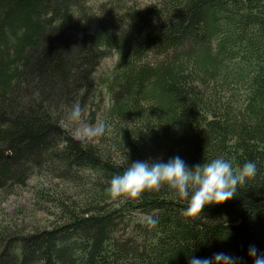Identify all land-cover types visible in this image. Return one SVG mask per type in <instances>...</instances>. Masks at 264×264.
Here are the masks:
<instances>
[{
  "label": "trees",
  "instance_id": "1",
  "mask_svg": "<svg viewBox=\"0 0 264 264\" xmlns=\"http://www.w3.org/2000/svg\"><path fill=\"white\" fill-rule=\"evenodd\" d=\"M76 102L83 121L108 128L95 143L71 132ZM176 156L189 168L251 161L257 174L193 218L166 185L138 199L106 191L127 163ZM34 173L57 180L37 190L55 220L1 225L0 264H189L216 253L254 264L249 247L264 252V0H0V191Z\"/></svg>",
  "mask_w": 264,
  "mask_h": 264
},
{
  "label": "clouds",
  "instance_id": "2",
  "mask_svg": "<svg viewBox=\"0 0 264 264\" xmlns=\"http://www.w3.org/2000/svg\"><path fill=\"white\" fill-rule=\"evenodd\" d=\"M67 121L73 127L74 138L85 143H95L106 135L108 128L104 122L95 125L83 121V110L79 102L68 111ZM257 174L255 163L246 162L235 170L230 161L223 157L189 168L185 161L176 156L166 163L156 161H135L127 163L122 174H116L108 181L106 191L111 199H138L146 191L158 192L167 186L183 200L187 208L182 212L186 218H193L203 212L208 205L223 204L236 196L237 187ZM144 223L155 228L158 220L148 215ZM248 256L254 264H264V252L253 245ZM241 258L225 253H216L208 258L189 259V264H240Z\"/></svg>",
  "mask_w": 264,
  "mask_h": 264
},
{
  "label": "rangeland",
  "instance_id": "3",
  "mask_svg": "<svg viewBox=\"0 0 264 264\" xmlns=\"http://www.w3.org/2000/svg\"><path fill=\"white\" fill-rule=\"evenodd\" d=\"M113 62L114 56L105 58L99 73L102 70L107 71ZM108 103L109 98L105 96L104 104L107 105ZM97 123H99V121L93 125ZM71 132L73 133L72 126ZM56 181V179L53 180L40 173H34L28 178L24 186L0 191V226L6 224L12 227L15 221L19 224L16 227L21 230H29L34 227H49L47 225L51 224L55 219L53 218L54 216L49 213L47 206H45L48 203L42 202V199L38 197L37 190L42 185L47 187L50 186V184L56 183ZM68 186L73 187V184ZM49 206L52 205L49 204Z\"/></svg>",
  "mask_w": 264,
  "mask_h": 264
}]
</instances>
